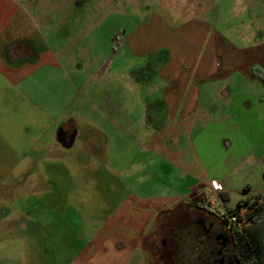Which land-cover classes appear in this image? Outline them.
Here are the masks:
<instances>
[{
    "label": "rangeland",
    "instance_id": "obj_1",
    "mask_svg": "<svg viewBox=\"0 0 264 264\" xmlns=\"http://www.w3.org/2000/svg\"><path fill=\"white\" fill-rule=\"evenodd\" d=\"M84 1L20 40L31 44L27 57L11 53L27 29L7 34L6 42V27H0V264H128V258L150 264L158 252H145L141 236L157 243L163 219L174 220L176 213L163 214L161 227L141 212L132 220V200L182 192L191 177L211 187L216 180L220 189L207 193L208 210L231 219L240 202L264 195V150L247 151L233 138L227 152L205 124L198 125L202 132L183 135L166 175L154 171L148 181V171L134 173V164L149 156L142 151L149 146L141 138L140 116H167L158 92L167 55L132 58L126 37L159 12L155 3L112 12L100 6L108 0ZM12 11L8 0H0V23ZM158 25L144 31L151 51L162 35ZM61 131L75 134L70 145L60 143ZM138 176L145 182L134 187ZM160 253L151 264H173V245Z\"/></svg>",
    "mask_w": 264,
    "mask_h": 264
},
{
    "label": "crops",
    "instance_id": "obj_2",
    "mask_svg": "<svg viewBox=\"0 0 264 264\" xmlns=\"http://www.w3.org/2000/svg\"><path fill=\"white\" fill-rule=\"evenodd\" d=\"M76 1L8 0L13 11L8 21L0 23V27H6L2 31L6 42L7 34L11 36L22 28L27 29L26 34H21L17 41L29 39L35 34L36 26L48 23L54 14L68 11ZM154 3L159 17L149 14L148 23L137 24L126 37V43L132 58H152L161 51L166 53L167 58L158 71L162 85L158 92L167 116L161 118L156 111L140 116L141 138L149 146L142 151L149 156L134 164V173L148 171V181L155 178L154 171L166 175L168 165L175 166L183 135L188 130L202 132L204 128L198 129L199 124L211 126L215 136L219 134L222 138L220 147L227 152L234 146L233 138L242 140L247 151L264 150V0H108L100 6L112 12L130 8L136 12L143 4L150 8ZM4 10L7 12L8 7ZM157 20L162 35L157 49L151 51L144 31ZM257 111L261 115L256 117ZM74 136L73 133L71 140ZM128 137L137 139L130 133ZM65 139L61 131L60 143L66 145ZM185 177L187 173L183 174ZM190 180L180 185L181 193L163 191L132 200L128 217L136 220L141 212L146 218L156 219L159 226V218L174 210L175 215L184 217L204 214L208 208L207 193L218 183L212 180L211 187L197 177ZM144 182L138 176L133 186L139 187ZM136 201L149 206L140 208L135 206ZM142 236L140 246L152 257V251H159V247L157 243H146L148 236ZM176 245V264H205L199 241L183 235ZM136 247H130V254ZM131 259L128 258V264ZM157 259L152 257L151 262Z\"/></svg>",
    "mask_w": 264,
    "mask_h": 264
},
{
    "label": "flooded vegetation",
    "instance_id": "obj_3",
    "mask_svg": "<svg viewBox=\"0 0 264 264\" xmlns=\"http://www.w3.org/2000/svg\"><path fill=\"white\" fill-rule=\"evenodd\" d=\"M11 53L17 58L27 57L31 55V44L16 41ZM62 135L67 138L65 144L70 145L73 132H62ZM205 211L204 214L194 215L193 217L175 215L174 220H168V217L164 218L161 232L157 235V245L159 247L157 258L162 259L160 251L170 248L171 245L175 247L176 244H179V240L183 238V235H187L193 241L196 240V242L201 243L203 247L201 253L205 256L203 261L205 264H237L231 235L232 226L224 220L225 216L215 214L208 208ZM171 261L176 264L175 260Z\"/></svg>",
    "mask_w": 264,
    "mask_h": 264
},
{
    "label": "trees",
    "instance_id": "obj_4",
    "mask_svg": "<svg viewBox=\"0 0 264 264\" xmlns=\"http://www.w3.org/2000/svg\"><path fill=\"white\" fill-rule=\"evenodd\" d=\"M230 215L236 218V223L226 217L224 220L232 226L237 264H264V195L240 202Z\"/></svg>",
    "mask_w": 264,
    "mask_h": 264
},
{
    "label": "built area",
    "instance_id": "obj_5",
    "mask_svg": "<svg viewBox=\"0 0 264 264\" xmlns=\"http://www.w3.org/2000/svg\"><path fill=\"white\" fill-rule=\"evenodd\" d=\"M219 189H220V186H219L218 184H213V188H212V190L217 191V190H219ZM214 202H215V200H212L211 205H213ZM236 221H237V220H236L235 217L231 218V222H232V223H236Z\"/></svg>",
    "mask_w": 264,
    "mask_h": 264
}]
</instances>
